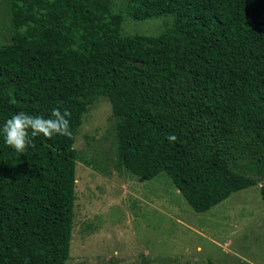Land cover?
<instances>
[{
  "label": "trees",
  "instance_id": "16d2710c",
  "mask_svg": "<svg viewBox=\"0 0 264 264\" xmlns=\"http://www.w3.org/2000/svg\"><path fill=\"white\" fill-rule=\"evenodd\" d=\"M0 43V264H65L74 199L73 138L8 146L25 112L71 113L108 99L116 166L163 173L195 212L256 185L264 206V0H127L155 35H119L109 0H8ZM172 134L177 137L168 140Z\"/></svg>",
  "mask_w": 264,
  "mask_h": 264
},
{
  "label": "rangeland",
  "instance_id": "374dc122",
  "mask_svg": "<svg viewBox=\"0 0 264 264\" xmlns=\"http://www.w3.org/2000/svg\"><path fill=\"white\" fill-rule=\"evenodd\" d=\"M127 0H109L119 35H155L165 17L134 20ZM0 0V43L11 35ZM115 123L105 96L81 115L73 148L74 199L65 264H264V206L256 185L193 211L169 179L138 178L116 166Z\"/></svg>",
  "mask_w": 264,
  "mask_h": 264
},
{
  "label": "clouds",
  "instance_id": "9594fccd",
  "mask_svg": "<svg viewBox=\"0 0 264 264\" xmlns=\"http://www.w3.org/2000/svg\"><path fill=\"white\" fill-rule=\"evenodd\" d=\"M70 117V111L58 107L51 110V115L48 118L19 112L9 118L3 125L2 131L5 142L17 152L23 153L28 147H34L32 139L37 136L42 135L48 139L53 138L55 135L73 138ZM167 138L170 142L177 139L172 134Z\"/></svg>",
  "mask_w": 264,
  "mask_h": 264
}]
</instances>
